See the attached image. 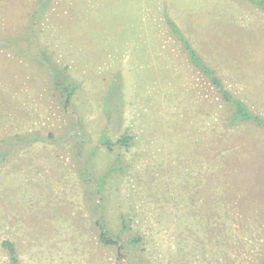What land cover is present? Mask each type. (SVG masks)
Wrapping results in <instances>:
<instances>
[{
    "label": "rangeland",
    "instance_id": "obj_1",
    "mask_svg": "<svg viewBox=\"0 0 264 264\" xmlns=\"http://www.w3.org/2000/svg\"><path fill=\"white\" fill-rule=\"evenodd\" d=\"M167 19L264 117V11L246 0H0V146L48 139L1 161L0 264L6 240L21 264H264V130L229 127ZM48 60L80 84L69 109ZM125 133L129 149L100 144ZM104 175L122 252L99 240Z\"/></svg>",
    "mask_w": 264,
    "mask_h": 264
},
{
    "label": "trees",
    "instance_id": "obj_2",
    "mask_svg": "<svg viewBox=\"0 0 264 264\" xmlns=\"http://www.w3.org/2000/svg\"><path fill=\"white\" fill-rule=\"evenodd\" d=\"M252 5L256 6V8L260 9L261 11H264V0H246ZM167 23L169 25V28L171 29L172 33L178 38V40L182 43L184 49L188 53V57L190 58L192 64L205 76H207L210 81L214 84V86L217 87L218 93L221 94L223 101L228 105V107L232 110L231 117L229 120V127H235L241 124H249L252 126H255L258 129L264 130V117L257 115L253 113L246 104L241 101L240 99L236 98L234 94H232L228 89L225 88L223 85L222 80L218 77L215 70H213L208 64L205 63L203 58L200 56V54L193 48L191 43L186 40L183 35H181V31L178 28V26L170 19H167ZM7 46L6 42L4 41V38L2 39L0 37V49L5 48ZM49 64L46 69L49 71L51 75V82L54 86L55 92L60 96V99L62 100L65 109H69L73 105V100L77 94V92L80 89V84L71 78L68 67H62L58 63L54 62L53 60L50 62L45 61V64ZM121 107L118 109L117 114L115 115L113 111H111L109 108L104 111L105 116L107 119L112 120L115 116L120 113ZM82 120H80L81 122ZM81 125V123H78ZM76 131H79L78 128L75 129ZM78 133V132H77ZM49 137L52 139L54 138L53 134H50ZM134 136L125 133L117 140H114L112 137L102 134L100 139V144H102L103 148H107L109 151H114V148L119 149H129L133 143ZM48 141L47 138H45L40 132L32 131L24 134H18L12 137L9 140H4L2 142V146H0L1 149H3L6 152L0 151V164L2 159H5L9 151H12L13 149H23L26 147H30L33 144L36 143H43ZM100 149L99 146H96L94 151L91 153V155L96 154V152ZM123 156L119 155L115 161L117 164H122L123 162ZM93 170V167H90ZM111 171V170H110ZM108 175V174H107ZM104 175L103 177H100L97 179L96 183L98 186L97 194L101 196L100 202L97 204L95 201V205L97 207V212H101V217L97 219V225L101 228V232L99 234V240L101 243H103L106 246H113L117 247L119 252H122L123 246L120 244L121 242V236L120 233L123 234L124 231L128 229V220L125 216L122 217L121 221V229L118 234L112 233L108 219L106 217V209H107V203L104 201V196L107 194V186H108V176ZM83 178L86 180V182H89V177L84 176ZM84 180V181H85ZM143 241L141 236H137L132 238L129 242L132 245H138ZM3 247L6 249L8 256L10 258V264H21L18 251L16 245L9 240H6L3 242Z\"/></svg>",
    "mask_w": 264,
    "mask_h": 264
}]
</instances>
